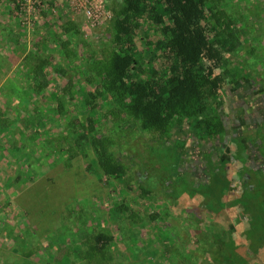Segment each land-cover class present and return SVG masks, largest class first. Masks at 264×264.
Segmentation results:
<instances>
[{
	"label": "trees",
	"instance_id": "1",
	"mask_svg": "<svg viewBox=\"0 0 264 264\" xmlns=\"http://www.w3.org/2000/svg\"><path fill=\"white\" fill-rule=\"evenodd\" d=\"M120 1L107 55L96 58L91 54L86 59L84 73H89L86 80L93 85L92 89L76 87L73 81H68L61 97L57 96L58 108L64 110L63 96L70 98V93L80 92L90 109L95 110L99 98L111 101L110 114L114 119L130 118L141 131L156 136L154 146L160 147L165 157L173 155L181 181L190 184L188 189L174 192L173 200L181 199V205L192 213L196 222L202 220L204 213L211 216L207 223L211 242L207 252L212 264L254 263L264 253V80L258 86L255 79L253 84L242 80L245 75L239 66L232 65L230 57L244 54L246 68L255 71L250 60L264 68V54L255 53L256 48L245 43V33L250 27L229 12L226 0ZM155 30L160 37L152 44L162 54L163 66L150 60L138 61L136 57L137 36L144 34L149 47L152 42L149 33ZM62 31L69 34L76 31V25L65 20ZM8 42L13 47L6 61L14 65L19 59L15 49L20 41L14 36ZM61 47L66 54H74L68 40L62 41ZM22 60L23 72L33 81V92L42 96L49 81L46 69L52 65V58L34 54ZM256 114L262 115L260 122L251 118ZM35 121L39 120L29 122V127H36ZM3 122L0 130H6L9 124ZM70 125L72 131L80 127L81 134L74 139L76 146L61 147V152L67 158L75 157L78 148L87 145L94 152L93 163L104 175L129 185L132 174L112 151L113 139L99 135L95 119L87 118L86 124L75 119ZM188 157L203 164L197 166L196 174L184 171L182 162ZM153 168L151 164L145 166L146 172L142 173L145 178L149 175L155 178ZM172 177L164 173L156 180H164L161 186L166 191L167 182L175 183ZM21 180L18 176L8 183ZM138 187L143 197L152 193L144 183H138ZM194 192L200 198L190 202L184 199L187 198L184 193ZM112 210L127 213L126 218L134 223L142 221L124 203ZM149 219L154 222L160 215H150ZM159 228L164 236L156 234L151 243H160V238L169 242L154 264H210V261L194 260L184 248L180 250L164 224ZM201 230L194 228L199 244ZM53 243L47 248L57 264H115L116 261L115 235L108 231L84 230L78 244L63 240L54 248ZM52 249L56 255L51 253ZM21 254L31 257L33 251Z\"/></svg>",
	"mask_w": 264,
	"mask_h": 264
},
{
	"label": "rangeland",
	"instance_id": "2",
	"mask_svg": "<svg viewBox=\"0 0 264 264\" xmlns=\"http://www.w3.org/2000/svg\"><path fill=\"white\" fill-rule=\"evenodd\" d=\"M120 4V0H0V124L3 120L9 122L6 130H0V264H57L48 253L50 242H54V248L63 240L78 244L84 230L115 235V264H154L169 242L160 238V243H151L157 235L164 236L161 224L180 250L184 248L196 261L213 263L207 252L211 244L207 223L211 216L204 213L196 222L181 205V199L173 200L174 192L188 189L190 184L181 181L173 155L165 157L160 147L154 146L156 136L141 131L130 118L114 119L110 114L113 104L108 100L99 98L93 110L86 106L80 92L70 93V98L63 96L64 110L58 108L57 96L61 97L68 81L76 87L92 89L86 80L89 73H84L86 59L91 54L96 58L107 55ZM226 7L250 27L245 43L253 45L255 53L264 54V0H226ZM65 20H71L76 31L64 33ZM14 36L20 41L15 49L19 59L10 65L6 57L13 46L6 42ZM148 37L152 41L149 47L144 34L135 40L138 61L150 60L163 66L162 54L152 44L160 37L159 32L152 31ZM65 40L74 54H66L61 47ZM34 54L52 58L42 96L33 92V81L23 72V57ZM244 57L231 56V63L241 68L245 75L242 80L253 84L255 79L258 86L264 80V68L255 60H250L255 71L246 68ZM260 116L251 118L260 122ZM89 117L95 119L99 135L113 139L112 151L132 174L129 185L104 175L93 163L95 155L87 145L78 148L75 157L67 158L61 152V147L75 145L74 139L81 134L80 127L72 131L71 121L86 124ZM36 119V127H29V122ZM70 152L67 150L69 155ZM150 164L155 167V178L142 174ZM164 173L172 174L175 182H167L166 191L161 186L164 180H156ZM18 176L21 181L8 183ZM138 183L150 187L152 193L143 197ZM184 194L187 198H180L189 202L201 196L197 192ZM122 203L138 213L142 221L134 223L126 218L127 213L112 210ZM153 214H159L160 219L150 222ZM195 227L202 228L200 244ZM28 250L33 251L32 256L23 257L21 252ZM53 250L51 253L56 255ZM263 254L251 264H264Z\"/></svg>",
	"mask_w": 264,
	"mask_h": 264
},
{
	"label": "crops",
	"instance_id": "3",
	"mask_svg": "<svg viewBox=\"0 0 264 264\" xmlns=\"http://www.w3.org/2000/svg\"><path fill=\"white\" fill-rule=\"evenodd\" d=\"M197 162H199V161L198 160H194L193 158H190V157L186 158V161L182 162L183 168L185 169L184 171L189 173V174H196L198 172V167L197 166H200V163L197 164ZM203 170H204V168L202 167L201 171H203ZM191 177H194V176H191Z\"/></svg>",
	"mask_w": 264,
	"mask_h": 264
}]
</instances>
